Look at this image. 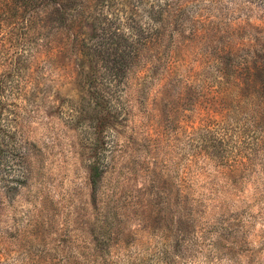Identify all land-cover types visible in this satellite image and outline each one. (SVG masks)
Listing matches in <instances>:
<instances>
[{
  "label": "rangeland",
  "instance_id": "obj_1",
  "mask_svg": "<svg viewBox=\"0 0 264 264\" xmlns=\"http://www.w3.org/2000/svg\"><path fill=\"white\" fill-rule=\"evenodd\" d=\"M45 1L48 13L33 19L34 36L42 38L31 39L37 42L5 92L23 156L0 163V264L91 259L99 253L94 238L106 230L108 205L123 213V224L105 264H264L263 157L238 174L228 162L204 166L216 191H188L186 182V132L203 117L205 68L223 52L264 53V0L166 1L158 35L125 81L127 119L112 131L96 195L89 179L91 127L77 122L73 110L82 101L77 58L88 29L82 13L94 0ZM61 3L67 19L62 9L54 11ZM12 50L0 51V69H9ZM205 209L216 214L199 218ZM189 211L196 220L188 226ZM192 227L196 233H189ZM132 229L139 234L124 243ZM169 234L181 244L161 260L158 249Z\"/></svg>",
  "mask_w": 264,
  "mask_h": 264
},
{
  "label": "trees",
  "instance_id": "obj_2",
  "mask_svg": "<svg viewBox=\"0 0 264 264\" xmlns=\"http://www.w3.org/2000/svg\"><path fill=\"white\" fill-rule=\"evenodd\" d=\"M166 1L94 0L89 10L82 13V24L88 28L80 40L77 58L78 97L82 101L78 109L73 105V110L77 122L87 120L91 127L89 179L94 195L106 171V151L112 149L110 143L114 140L112 131H117L116 126H123L127 119L128 106L123 97L125 81L138 64L141 52L158 35ZM50 4L45 0H0V51L6 45L13 48L7 59L9 69H0V163H19L23 156L16 141L17 129L9 118L14 104L7 100L5 92L11 89V78L19 76L22 57L25 60V53L37 42L31 39L42 38L43 34L34 36L38 30H33L36 28L33 19L37 14L46 15ZM141 5L145 10L143 15L140 14ZM59 6L54 11L62 9L60 16L67 19L65 5ZM49 20L57 21L55 18ZM218 57L220 60L217 59L216 64L205 68L201 84L203 119L197 126L190 125L186 132L188 191H198V187L216 191L215 181L208 178L204 169L208 164L218 166L219 161L221 164L228 162L230 172L238 174L245 168L243 166L248 165V170L253 161L264 159V53L255 51L247 58L246 54L228 51ZM172 69L169 67L170 71ZM217 115L221 119H217ZM116 208L107 206L106 230L94 238L99 253L75 264H105L103 257L109 255L112 236L119 235L115 230L123 224V213H118ZM187 214L184 218L188 226L193 225L195 213L189 211ZM215 214V210L205 209L198 217L211 218ZM193 228L189 233L197 232ZM231 228L226 226V229ZM129 232L134 233L133 237L126 236L122 239L124 243L135 238L139 229ZM173 243L181 244L178 234L164 237L158 249L161 260L169 255Z\"/></svg>",
  "mask_w": 264,
  "mask_h": 264
}]
</instances>
